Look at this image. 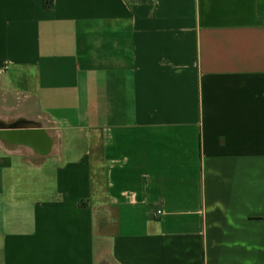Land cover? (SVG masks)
I'll return each mask as SVG.
<instances>
[{
  "label": "crops",
  "instance_id": "obj_1",
  "mask_svg": "<svg viewBox=\"0 0 264 264\" xmlns=\"http://www.w3.org/2000/svg\"><path fill=\"white\" fill-rule=\"evenodd\" d=\"M0 264H264V0H0Z\"/></svg>",
  "mask_w": 264,
  "mask_h": 264
},
{
  "label": "trees",
  "instance_id": "obj_2",
  "mask_svg": "<svg viewBox=\"0 0 264 264\" xmlns=\"http://www.w3.org/2000/svg\"><path fill=\"white\" fill-rule=\"evenodd\" d=\"M54 0H45V4L47 8H51L53 6Z\"/></svg>",
  "mask_w": 264,
  "mask_h": 264
},
{
  "label": "built area",
  "instance_id": "obj_3",
  "mask_svg": "<svg viewBox=\"0 0 264 264\" xmlns=\"http://www.w3.org/2000/svg\"><path fill=\"white\" fill-rule=\"evenodd\" d=\"M157 214H158V215L162 214V210H160V209L157 210Z\"/></svg>",
  "mask_w": 264,
  "mask_h": 264
}]
</instances>
